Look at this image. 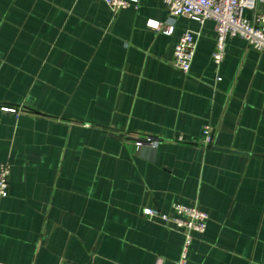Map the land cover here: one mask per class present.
Wrapping results in <instances>:
<instances>
[{"label": "crops", "instance_id": "crops-1", "mask_svg": "<svg viewBox=\"0 0 264 264\" xmlns=\"http://www.w3.org/2000/svg\"><path fill=\"white\" fill-rule=\"evenodd\" d=\"M149 18L162 0H0V264H174L184 234L142 215L174 202L209 214L187 264H264V54L231 36L217 65L213 20Z\"/></svg>", "mask_w": 264, "mask_h": 264}, {"label": "built area", "instance_id": "built-area-1", "mask_svg": "<svg viewBox=\"0 0 264 264\" xmlns=\"http://www.w3.org/2000/svg\"><path fill=\"white\" fill-rule=\"evenodd\" d=\"M113 11L118 12L133 5L139 6V0H103ZM264 0H162L168 19L165 23L149 18L146 25L155 30L164 26H172L175 18L185 16L203 24L211 19L215 22L216 45L213 51V61L220 64L225 56L226 42L231 36H240L247 43L264 54V9L260 4ZM197 48V32L185 30L174 47L173 66L184 74H188ZM220 79V78H218ZM8 112H17L12 106H2ZM182 140V137H179ZM213 136L211 127L205 125L201 143L211 146ZM137 145H156L157 140L145 136L136 142ZM11 165L0 162V200L8 195V179ZM142 215L150 220L180 230L184 234V244L180 255L174 264H187L189 247L194 233H203L207 229L209 214L196 205H186L174 202L169 212H163L156 207L146 206ZM42 264V263H34Z\"/></svg>", "mask_w": 264, "mask_h": 264}]
</instances>
